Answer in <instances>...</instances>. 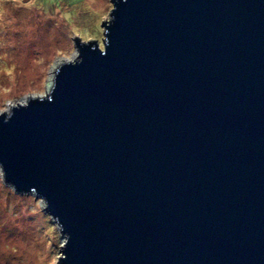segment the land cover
<instances>
[{
    "label": "water",
    "instance_id": "1",
    "mask_svg": "<svg viewBox=\"0 0 264 264\" xmlns=\"http://www.w3.org/2000/svg\"><path fill=\"white\" fill-rule=\"evenodd\" d=\"M44 93L0 111V169L58 264H264V0H110Z\"/></svg>",
    "mask_w": 264,
    "mask_h": 264
},
{
    "label": "rangeland",
    "instance_id": "2",
    "mask_svg": "<svg viewBox=\"0 0 264 264\" xmlns=\"http://www.w3.org/2000/svg\"><path fill=\"white\" fill-rule=\"evenodd\" d=\"M110 0H0V111L49 89L75 56L73 37L96 38ZM41 196L17 192L0 169V264H58L63 233Z\"/></svg>",
    "mask_w": 264,
    "mask_h": 264
}]
</instances>
